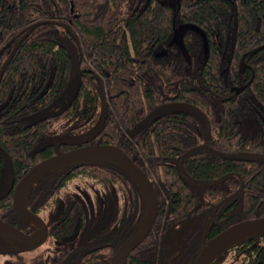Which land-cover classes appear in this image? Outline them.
<instances>
[{"label": "trees", "instance_id": "16d2710c", "mask_svg": "<svg viewBox=\"0 0 264 264\" xmlns=\"http://www.w3.org/2000/svg\"><path fill=\"white\" fill-rule=\"evenodd\" d=\"M45 21L54 22L33 28L10 58L31 26ZM186 23L206 32L208 54L193 29L184 38L189 60L172 43ZM76 64L81 72L74 77ZM2 70L0 219L34 230L17 212L8 186L56 154L55 142L41 141L60 133V124L74 116L79 117L74 122H91L97 129L81 141H60L61 151L117 145L136 156L157 190L155 224L125 264H193L221 231L264 216V0H0ZM66 90L75 94L71 105L39 119ZM171 101L198 107L209 124L179 110L132 134L138 122ZM73 183L112 197L114 217L82 242L59 243L49 264H110L143 220L144 194L113 160L49 170L31 184L27 203L44 217L64 201L61 215L52 225L47 222L50 238L58 242L87 220L85 201L67 193ZM173 228L179 238L170 257L167 237ZM18 247L0 233V253L21 259ZM222 255L231 264H264V231L232 243ZM44 257L21 261L42 264Z\"/></svg>", "mask_w": 264, "mask_h": 264}, {"label": "water", "instance_id": "95a60500", "mask_svg": "<svg viewBox=\"0 0 264 264\" xmlns=\"http://www.w3.org/2000/svg\"><path fill=\"white\" fill-rule=\"evenodd\" d=\"M46 22H54V21H45V22H37L31 26V29L24 34V36L19 40L17 46L14 51L10 55L12 58L21 44L22 40L28 36L30 31L38 25H41ZM193 29L197 31L202 37L204 41V49L206 54L209 51L208 39L206 32L194 25L192 23H186L179 26L178 30L175 32L172 43H176L182 50L185 57L189 60L190 56L187 51L185 45V34L187 30ZM259 48L253 50L252 52L258 50ZM245 54L240 62L241 70H245ZM81 72L80 64H76L73 68V76L77 77ZM3 74V70L0 74V80ZM244 89L240 87L237 89V92H240ZM75 94H73L69 100L65 102V104L58 110L53 109H45L39 113V119H45L51 116H58L62 114L72 103ZM179 110H191L196 112V114L200 115L202 119L209 124L208 117L206 114L200 110L198 107L186 103V102H171L164 105H161L150 112L143 120L138 122L131 130L132 134H135L139 129L153 123L157 119L173 112H177ZM104 125V121L99 126L96 133H98ZM60 142L55 143L56 154L40 161L36 164L27 174L20 180V182L16 185L14 190V205L19 213V215L28 222H32L40 227L41 232L39 235L27 234L17 226L12 225L5 220L0 219V233L5 234L11 238H13L17 244L21 245L22 250H31L41 246L48 238L49 235V227L45 220L32 211L28 207L27 198L25 195L28 193V189L31 184L39 178L44 173L49 170L62 166L69 163L87 161V160H113L115 162L123 165L125 169H127L133 178L136 180L138 185L140 186L144 198H145V213L143 220L137 230L133 233V235L119 248L114 257L111 260L110 264H125L131 252L137 248L149 235L151 232L156 218L158 214L159 207V197L157 194V190L153 183L151 182L148 175L145 171L136 163V156L131 157L127 154L121 147L114 144H88L84 145L72 150L61 151L59 149ZM13 179L8 186L7 192H9L13 187ZM264 231V216L259 218H253L248 220H243L237 222L225 230L221 231L217 234L211 241L204 247L200 255L196 258L193 264H211L216 258L221 256L223 252H225L229 246L240 240L241 238L251 235L256 232Z\"/></svg>", "mask_w": 264, "mask_h": 264}, {"label": "rangeland", "instance_id": "374dc122", "mask_svg": "<svg viewBox=\"0 0 264 264\" xmlns=\"http://www.w3.org/2000/svg\"><path fill=\"white\" fill-rule=\"evenodd\" d=\"M74 51V46H72V52ZM69 91H65L61 97L56 100L51 106L50 109L58 110L64 104L65 101L69 100L70 97L67 96ZM69 98V99H68ZM75 120H79L78 116H74L72 119H67L66 122L60 124L63 126V130L61 131V127H59L60 133L55 135H50L46 137L41 144L46 143L47 141H53L55 143L60 141H81L85 138L89 133L93 132L97 127L92 125L91 122H85L80 120L78 122H74ZM70 185L67 190V193H72L80 198H82L87 206V220L83 228H80L70 237L65 238L64 241L58 242L52 238H49L42 246L23 252L21 256L23 259H30L36 254H44V262L42 264H49L51 260L52 250L57 248L59 243L60 245L71 244V243H79L84 241L92 232L99 229L102 225L111 223L114 217L115 209L113 208L114 199L109 195H106L102 192V190L97 191L87 187L85 184H77ZM5 185V184H4ZM64 206V201H61L54 208H51L44 214L46 221L49 224H53L58 216L61 215ZM182 225V224H181ZM179 225V226H181ZM178 226V228H179ZM177 228V229H178ZM176 228L170 229L168 232V240L170 243V247L168 249V255L173 257L177 250V241L179 238V232ZM223 255L219 257V260L213 261L211 264H231L232 262L229 260L224 261ZM22 259V258H21ZM19 254H10V253H0V264H23L21 261ZM223 261H220V260ZM71 264H79L78 262H72Z\"/></svg>", "mask_w": 264, "mask_h": 264}, {"label": "flooded vegetation", "instance_id": "af4514ba", "mask_svg": "<svg viewBox=\"0 0 264 264\" xmlns=\"http://www.w3.org/2000/svg\"><path fill=\"white\" fill-rule=\"evenodd\" d=\"M71 93H69L67 96H69V97H71ZM69 99V98H68ZM66 102V101H65ZM171 102H177V101H171ZM171 102H168V103H171ZM167 104V103H166ZM164 105V104H163ZM187 111H189V112H192L193 114H194V116L198 119V121L200 122V124L201 125H204V127H205V124H206V122L202 119V117L200 116V115H198V114H196V112H194V111H191V110H187ZM173 113H175V112H173ZM65 122H66V120H65ZM208 124V123H207ZM207 133H209V131H207ZM13 187H12V189L10 190V192L12 191V193H13V196H14V190H15V187H16V185L20 182H15L14 180H13ZM228 205H230V204H228ZM198 206H201V204H198ZM36 213V212H35ZM38 214V213H37ZM38 215H40L43 219H44V217L41 215V214H38ZM22 218V217H21ZM23 219V218H22ZM24 220V219H23ZM45 220V219H44ZM25 221V220H24ZM7 222V221H6ZM25 222H28V221H25ZM45 222L47 223V221L45 220ZM9 223V222H8ZM28 223H30L31 225H33V227H34V230L31 232V233H29V232H26L25 230H23L22 228H19V229H21L22 231H24L25 233H27V234H32V235H39L40 234V232H41V229H40V227H38L36 224H34V223H32V222H28ZM11 224V223H10ZM48 224V223H47ZM13 225V224H12ZM16 226V225H15ZM182 226V225H181ZM180 226V227H181ZM48 227H49V235H48V238H47V240L50 238V226H49V224H48ZM9 237V236H8ZM147 238V237H146ZM145 238V239H146ZM13 239V238H12ZM14 240V239H13ZM46 240V241H47ZM45 241V242H46ZM17 243V242H16ZM44 244V243H43ZM42 244V245H43ZM19 245V244H18ZM41 245V246H42ZM40 247V246H39ZM38 248V247H37ZM18 250H22V247H21V245H19V247L17 248ZM36 249V248H35ZM31 250H33V249H31ZM23 252H26V251H29V250H22ZM114 257V256H113ZM23 259V258H22ZM27 260V259H26ZM111 263V262H110ZM22 264V263H21Z\"/></svg>", "mask_w": 264, "mask_h": 264}, {"label": "bare ground", "instance_id": "6f19581e", "mask_svg": "<svg viewBox=\"0 0 264 264\" xmlns=\"http://www.w3.org/2000/svg\"><path fill=\"white\" fill-rule=\"evenodd\" d=\"M25 197L27 198V195H25Z\"/></svg>", "mask_w": 264, "mask_h": 264}]
</instances>
